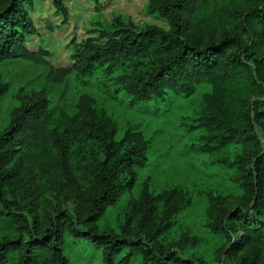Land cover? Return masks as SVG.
<instances>
[{
    "label": "rangeland",
    "instance_id": "374dc122",
    "mask_svg": "<svg viewBox=\"0 0 264 264\" xmlns=\"http://www.w3.org/2000/svg\"><path fill=\"white\" fill-rule=\"evenodd\" d=\"M64 6L65 13L56 8L54 0L26 4L37 30L26 46L31 52L42 51L46 63L23 58L0 60V82L7 84L0 97V133L21 106L43 92L53 106L66 102L73 113L90 105L97 118L110 120L116 141L127 136L133 143L138 134L147 141L145 157L124 176L125 188L115 203L93 222H78L80 204L90 191L83 170L101 153V145L90 140L75 141L71 146L70 174L47 166L31 173L25 170L7 189L9 199L22 203L40 232L48 230L49 218L59 213L72 215L75 230H66L64 235L69 264H105L101 246L75 235L92 228L98 234L128 236L133 245L123 254L135 250L131 264H235L241 256L256 252L253 237H247L251 226H245L241 218L228 222L234 230L229 234L232 240L215 229L221 214L238 210L251 214L247 212L244 169L239 163L251 141L246 136L228 143L214 138L218 128L206 119L213 108L211 98L208 100L212 85L201 83L191 94L166 90L143 102L120 84L126 67L108 70L105 65L88 76H80L76 70L73 56L83 51L85 43L104 45L120 37L123 27L169 30L167 19L151 10L150 0H64ZM224 30L249 42L223 9L201 26L205 39ZM56 68H72L64 83L51 81V70ZM226 116L230 120V115ZM145 186L157 200L135 214L134 203ZM15 211L20 212L17 205ZM157 231L156 246L151 247ZM171 258L182 262H170Z\"/></svg>",
    "mask_w": 264,
    "mask_h": 264
},
{
    "label": "trees",
    "instance_id": "16d2710c",
    "mask_svg": "<svg viewBox=\"0 0 264 264\" xmlns=\"http://www.w3.org/2000/svg\"><path fill=\"white\" fill-rule=\"evenodd\" d=\"M30 2L0 0V60L23 58L46 63L42 51L31 52L26 46L28 37L37 33L26 9ZM54 4L66 12L64 0H54ZM150 8L167 19L169 30L123 27L120 37L104 45L85 43L83 51L73 56L76 70L80 76H88L105 65L108 70L126 67L120 84L143 102L166 90L191 94L201 83L212 85L208 100L211 98L213 108L206 119L218 128L214 138L228 143L246 136L251 141L239 161L249 195L247 212L251 214L243 210L221 214L215 229L232 240L229 234L234 230L228 222L237 217L244 220L245 226H251L247 237H253L250 239L257 244V251L241 256L235 264H264V0H150ZM221 9L230 13L249 42L244 43L229 30L212 39L202 36V24ZM71 72L72 68L52 69L50 79L64 83ZM6 90L7 84L0 82V97ZM68 105L53 106L42 92L21 106L0 133V264H69L64 235L66 230H75L72 215L59 213L49 218L48 230L40 232L22 203L7 196V189L25 170L31 173L47 166L70 174L73 143L90 140L100 144V156L83 170L90 186L80 204L78 222L83 224L88 219L96 221L115 203L125 188L124 176L145 157L147 141L138 134L133 143L127 136L116 141L115 128L107 117L97 118L90 105L74 113ZM156 200L145 186L134 203V213L147 210ZM16 205L20 212L15 211ZM75 235L101 246L105 264H131L136 255L135 250L123 254L133 245L128 236L98 234L94 228ZM157 235L158 231L152 236L151 247L156 246ZM150 252L151 248L144 251ZM225 253L230 254L228 249ZM170 262L182 260L171 258Z\"/></svg>",
    "mask_w": 264,
    "mask_h": 264
}]
</instances>
